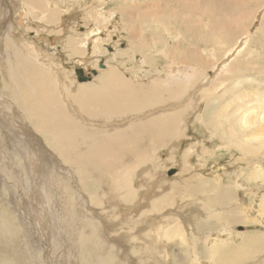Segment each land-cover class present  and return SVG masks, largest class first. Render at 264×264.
<instances>
[{"label":"rangeland","instance_id":"374dc122","mask_svg":"<svg viewBox=\"0 0 264 264\" xmlns=\"http://www.w3.org/2000/svg\"><path fill=\"white\" fill-rule=\"evenodd\" d=\"M24 1L0 0V109L6 99L12 105L10 110L6 108L7 114L0 112V264H68L67 260H73L70 264H96L97 258L98 264H130L129 258L142 260L138 248L144 247L143 239L169 245L164 257L167 264H229L230 254L222 259L211 248L224 249L225 243H232L230 251L236 257L238 242L251 237L250 247L262 243L264 132L259 127L264 125V0H39L44 11L28 13ZM155 1L160 7L152 6ZM151 8L160 21L167 19V29L160 25L152 28V21L140 23L143 13L154 19ZM142 29L145 34L141 39ZM24 36L27 41L23 43ZM15 41L33 48L35 54L27 53V57L44 77L46 73L48 79L52 77L59 89L104 90L95 84L105 79L111 66L117 69L119 79L131 86L184 88L174 106L141 110L118 126L107 125L122 128L120 131L125 129L123 125L180 113L202 91H209L216 82L221 86L215 97L207 99L213 104L210 114L204 111L206 102L202 101L169 146L153 145L150 155H134L124 162L117 159L119 172H111L108 182H96L97 171L91 176L69 167L65 159L55 162L56 171L63 175L56 201L67 213L64 230L70 239L58 232L54 205L43 189V166L51 155H57L52 140L18 110L19 98L7 95L11 73L9 69L8 76L3 72L5 59L16 73L22 70L21 60L17 63L18 56L10 49ZM144 41L148 49L141 53L137 46ZM38 52L43 57L39 58ZM80 68L97 74L80 83L75 72ZM69 93L68 97L62 94V103L78 112L86 104V96L80 94L75 101L79 94ZM240 97L246 99L236 103L243 108L244 122L239 113L225 116L221 112L224 105ZM25 112L30 114L28 108ZM236 118L241 119V125L248 124L238 132V137L241 133L248 138V145L231 137ZM139 135L146 140L141 131ZM17 142L27 146L25 158L18 156L22 144ZM173 170L176 173L169 175ZM195 178L200 179L199 184ZM110 196H115L114 200ZM78 215H83L84 222L77 230ZM147 218L155 220L158 229L147 227ZM167 218L174 220V228L180 224L185 240L178 234L168 239L167 229L162 228L168 225ZM131 219L142 224L127 234ZM119 231L123 240H118ZM53 234L61 235L64 244L57 243ZM80 236L90 240L82 244ZM67 240L69 252L61 259ZM259 246L252 251L260 262L264 247ZM123 248L128 258H122Z\"/></svg>","mask_w":264,"mask_h":264},{"label":"bare ground","instance_id":"6f19581e","mask_svg":"<svg viewBox=\"0 0 264 264\" xmlns=\"http://www.w3.org/2000/svg\"><path fill=\"white\" fill-rule=\"evenodd\" d=\"M38 1L39 0H25L24 1L25 12L26 13H28V11L38 12L40 10L43 12L44 4ZM162 1H166V0H162ZM37 4H39V6L34 8L35 6L33 7V5H37ZM158 4L160 7L159 1L158 3L155 1V3H153L152 6H158ZM228 7L229 6H227V8ZM152 8L151 11L154 14V19L152 20L151 15L148 14L145 15V13H143L140 17V23L145 24L148 21H152L150 23V26L152 28L155 25H160L162 29H167V22H166L167 19L165 18L163 21H160L157 18V11L155 13L154 9ZM177 16L179 17V15ZM40 22L42 23V21ZM178 24H180L179 21ZM239 24H242V22ZM23 30H24L23 33L27 32V30L25 29ZM233 30L230 31L233 32ZM150 33L154 36V38L156 37L154 29H151ZM144 34L145 31L142 29L141 37H140L141 39ZM24 40L27 41L25 36L23 38V43ZM67 40L69 41V39ZM20 41L13 42L14 44L13 47L12 48L10 47V49L13 52H15L18 56V58H16L15 56V58L17 59V63L21 60L22 70L20 74L16 73L13 65L8 63L7 60L8 58L5 59L6 65H4L3 72H5V74L8 76V69H9L11 73V78L9 80V83L11 84L8 85L9 93L7 95L14 99L19 98L20 104L18 106V110L21 111V113H23L24 115H26V117L32 119L31 120L32 123L38 124L41 133L48 134L52 140L51 144L54 147V152H56L57 157L50 154L51 157L47 159L48 162L45 163L43 166V183H44L43 189L46 195L50 196L52 203L54 205L55 216L53 221L55 222L57 221L56 223L59 227V228L57 227L59 231L58 230L56 231H58L59 233L64 232L67 235V238L70 239H71V236H69L70 233H67L64 230V226L66 224L65 222L67 219V213L62 207H59L57 205V201H56V197H58V193L59 194L61 193L60 188L63 187V175H61L59 171H56L55 162L57 161L61 163L60 160L65 159L66 160L65 162L69 165V167H73L76 169L79 168L81 172L87 173L91 176H93V172L97 171L100 174L96 176L94 180L99 183H103L104 181L108 182L109 174L111 172L118 171L120 167V162H116L117 159L124 162L125 160H131L134 155L136 156L139 154L150 155L151 153L150 149L153 147V145L155 146V148L169 146L171 139L177 136L178 132L183 131L184 124H187L189 116L192 113H194L195 110L199 109L200 103L202 101L206 102L204 111H207V113L210 114V112L213 109V104L209 103L207 99H211L215 97L214 95L216 94V89L221 86V83L216 82V84H214L209 91L208 89L207 91H202L201 93H199L197 99L194 100L191 104L189 103L187 106L183 107L180 113L177 114L167 113L166 115H160V116L157 115L158 117H155L152 120H146L142 124L132 123L128 125H123L122 127L125 129L123 131H120L122 128L108 127L107 125L118 126L122 122H125L126 118H129V116H132L133 114L141 110L147 111L155 107H169L175 101H179V98H181L182 96L181 94H183L184 88L182 86H176V87H169L166 89H160V88L152 89L151 86L150 87L131 86L128 82L125 81V79H119V77L117 76L118 74L117 69L111 66L108 67L107 71L109 73L106 75L105 79H103L101 82H96L95 84L98 85L96 86L97 88H101L104 90H99L97 93H92L90 89L78 90L75 88L74 90H72L68 86L59 89L57 84L52 82V77H49L50 79H48L47 73H46V77H44L43 76L44 72L37 67V65L33 62V59L27 57L28 56L27 53H31L33 55L35 54L33 53L34 52L33 48L29 47V45L26 43L23 44ZM68 45H72V43ZM137 48L140 50L141 53H144V51L148 49V44L144 41L143 44L141 46H137ZM38 55L39 58L43 57L42 53L40 52H38ZM185 57L189 58L188 56ZM195 57L198 56L196 55ZM186 58L185 61L188 60V59L186 60ZM179 59L181 61L184 60V58L180 57V55H179ZM23 60L26 61L23 63ZM102 66L103 67L101 68L104 69L105 66L103 64ZM234 66H232V68L230 66V68L233 69ZM52 68L53 71H56V68L54 66ZM70 91L73 92L75 91L77 94H79L74 96L75 101H78V99L80 98V94H84L86 96L85 99L86 104L83 107L80 106L79 109L80 113H78L79 111L78 112L76 110L74 111L72 108L68 109L62 103V98H61L62 94L68 97ZM7 101L8 100L6 99L5 103L2 104V107L0 109L1 113L7 114L8 113L6 112L7 107L9 110L11 109L12 107V105H10L11 100L10 102ZM245 101H246L245 97H240L238 99H235L234 103L230 102L232 103L233 106H231L230 103L228 105H224L223 108L221 109V112L224 113L225 116L228 115L235 116L239 113L241 115L242 122H244L243 108H240V106L236 103L245 102ZM214 102H215V98H214ZM26 107L30 111V114L25 112L27 109ZM186 116H188L187 120H185ZM241 119L239 120L238 118H236L235 122L232 124L231 137L236 136L237 138L239 134L238 133L239 130H243V128L248 125L247 122H245L244 125H241L240 124ZM209 120H211V118ZM34 124H32V126H34ZM103 124L104 125L106 124V126H104ZM140 131L144 134L146 140L140 137L139 135ZM222 131L225 133L224 130ZM259 131L264 132V125L259 127ZM151 138L152 141L150 140ZM238 139L240 140V145L242 144L248 145V138L243 137L241 133ZM13 141L16 140L13 139ZM19 143H21L22 145H20V149H17L18 156L22 159L25 158L26 155L28 154V148L24 143L17 142V144ZM196 180L198 182L197 184H199L200 179L195 178L194 181ZM190 184L192 183H189L188 186L186 187H189ZM196 187L200 190L199 185ZM192 191H196V190H192ZM114 197L115 196H110L112 200H114ZM82 218L83 215L82 216L78 215V221L75 224L77 230L81 227V224L84 222V219ZM150 218H147L149 219L146 222V224L149 225L147 227L154 226L155 228L158 229L159 225L157 224V222ZM156 218H160V216ZM75 220L76 217L74 219V223ZM173 221L171 218L170 220L169 218H167L166 224L168 225L166 227H162L164 229H167V232L169 234L168 239L173 240L174 237H176V235L178 234L183 240H185V235L180 227V224L177 223V227L179 228H174V225H172ZM129 222H130L129 228L126 229L127 234L131 232V230L137 229V227L142 224L141 223L137 225L136 221H133L132 219ZM123 228H124L123 235L126 238L125 227L123 226ZM112 231H113V226H111V229H109L108 231V237H111ZM53 237L54 238L57 237L56 238L57 243L64 244V240L61 235L53 234ZM80 238L82 237L80 236ZM123 239L124 238L120 236V231H119L118 240H123ZM251 239L252 238L249 237L244 241L238 242L237 244L238 251L236 249L235 250L239 255L236 257H232L233 252L230 251L231 249L230 247L231 245H233L232 243L229 244L225 243L224 246L226 248L224 249L223 247L213 246L211 248V252L213 254L215 252V254L222 259L223 256H229L230 254V257H228L229 264H264V260L259 262L255 259L256 256H254V253L252 251V249L256 250L259 245L261 247L262 246L264 247V241L262 243L257 244L256 246L250 247L248 241H250ZM89 240H90L89 237H83L82 240H80V242L82 244H85ZM145 240L144 239L142 240L144 247L140 246V248H138L140 250L139 255L141 256L142 260L139 262L133 259L135 260L136 264H167L169 260L168 259L165 260L164 257L167 256L169 245L167 243L157 244L155 243L157 242L156 239H149V240L145 239ZM68 243L69 242L67 240L64 245L63 252L61 254V259L67 258V255H65V253L67 251L69 252V248H67ZM241 243L243 244V246H240ZM202 249L206 250V246H203ZM101 250L103 252H106V249H101ZM82 253L83 256L87 254L86 250L85 251L83 250ZM259 253H263V252H259ZM109 254L110 253H108L107 255ZM122 254L124 256L122 258H126L128 251L126 252V250L123 248ZM139 255L137 256L135 255L136 258H138ZM132 258H129L130 264H132L131 262H133ZM179 259H181V257L178 256V260ZM197 260L198 259L196 258V261ZM66 262H68V264L71 263L69 260H67ZM94 262L98 264L100 260L97 258L94 260ZM135 262L133 263L135 264ZM3 264H12V262L5 261Z\"/></svg>","mask_w":264,"mask_h":264},{"label":"water","instance_id":"95a60500","mask_svg":"<svg viewBox=\"0 0 264 264\" xmlns=\"http://www.w3.org/2000/svg\"><path fill=\"white\" fill-rule=\"evenodd\" d=\"M103 67L102 64H100V68ZM76 74H77V80L80 82V83H83V82H87L91 79V74L92 75H96V71L95 70H91L88 74L85 73V71L80 68V69H76ZM176 171L173 170L171 172H169V175H173L175 174Z\"/></svg>","mask_w":264,"mask_h":264}]
</instances>
